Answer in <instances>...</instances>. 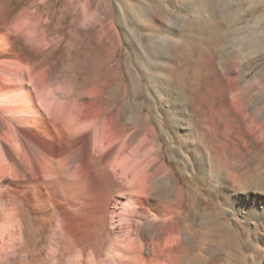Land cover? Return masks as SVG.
I'll return each instance as SVG.
<instances>
[{"label": "bare ground", "instance_id": "6f19581e", "mask_svg": "<svg viewBox=\"0 0 264 264\" xmlns=\"http://www.w3.org/2000/svg\"><path fill=\"white\" fill-rule=\"evenodd\" d=\"M89 5L76 8V20H84ZM36 21L0 24V264H217L216 252L227 248L222 241L198 256L190 249L200 230L213 234L220 226L221 240L232 216L239 218L234 237L243 254L246 229L254 231L251 221L264 216V173L244 177L233 158L264 146L262 107L250 113L251 102L233 96L218 118L201 125L164 77L165 48L157 42L172 32L138 46L128 36L139 38V31L119 29L113 20L103 26L94 15L85 24L88 44L69 46L73 55L87 51L92 59L82 70L85 85L54 84L51 67L32 63L27 51L52 54L65 40L48 36L50 19ZM126 38L143 57L152 48V72L135 78L116 60ZM106 49V73L91 79L93 61ZM222 75L236 84L227 70ZM143 76L147 99L138 90L133 102L145 126L129 133L107 89L110 78L141 87Z\"/></svg>", "mask_w": 264, "mask_h": 264}, {"label": "rangeland", "instance_id": "374dc122", "mask_svg": "<svg viewBox=\"0 0 264 264\" xmlns=\"http://www.w3.org/2000/svg\"><path fill=\"white\" fill-rule=\"evenodd\" d=\"M41 1L0 0V24L10 26L26 18L40 23L41 20L50 19L45 27L48 36L55 38L59 35L65 40V45L52 54L36 55L28 51L27 54L32 63L42 62L51 67V80L54 84L85 85L86 79L82 70L84 64L88 61L91 63L92 59L87 51L73 55L69 46L80 42L88 44L91 35L85 24L94 15L103 26L113 20L119 29H129L131 33L139 31V38L133 34L127 35L128 40H134L138 46L140 43L150 45L155 40L153 37L159 35L162 30L165 33L169 30L172 32L174 36L167 33V36L162 38L163 42H157L165 48V61L162 65L167 71L164 77L175 91L182 92L183 102L189 105L190 112L200 124H203L206 118H218L222 114L221 107L231 105L233 96L241 101H250V110L259 106L264 112V0H47L44 4H41ZM85 1L90 3L88 14L84 20L78 21L74 13ZM128 40L124 39L123 51H116V60L129 66L135 78L138 73L152 72L155 62L152 48H149L143 57L132 48ZM241 43L247 46V51L239 53L235 49ZM109 58L106 49L102 59L98 58L100 60L97 61L96 58V62L93 61L97 71L92 68L93 71L89 74L91 79L98 71L101 74L106 73L103 66ZM210 61L215 63L211 71L212 68L208 69L207 66ZM224 69L228 75L236 78L233 87L227 84L222 75ZM212 74L223 82V87L215 83ZM110 79L107 100L120 107L122 120L129 133L136 132L145 126V121L135 117L137 107L133 102V94L139 90L142 94L141 101L147 99L145 88L149 86V77L143 76L141 87L137 80L131 81L127 87L121 81L118 83ZM238 121L241 123L239 119ZM259 146L261 150L254 154L243 150L233 158L244 177H256L260 171L264 173V146ZM167 157L169 159L168 154ZM179 176L182 179L186 177L181 171ZM187 193L193 195L191 191ZM209 212L217 214L218 210L211 207ZM230 219V226L222 228L226 234L221 240L215 236L220 226L213 234L210 232L214 237L209 232L206 233V230L197 232L195 248L190 249L191 254L198 256L207 250L212 241L217 240L227 247L226 250L219 251V254L216 252V255L222 258L217 264H264V216L260 223L255 219L248 220L253 223L254 231L249 223L250 227L244 233L246 248L243 254L237 249L234 237V231L238 234L240 231L234 227L239 218L232 216ZM255 237L258 244L252 243ZM103 249L101 253L106 255L108 246ZM101 261L102 259L97 264H103ZM65 264H70V261L67 260Z\"/></svg>", "mask_w": 264, "mask_h": 264}]
</instances>
